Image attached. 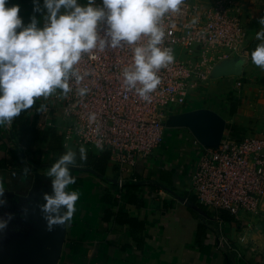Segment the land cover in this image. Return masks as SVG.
I'll return each mask as SVG.
<instances>
[{"label": "crops", "instance_id": "1", "mask_svg": "<svg viewBox=\"0 0 264 264\" xmlns=\"http://www.w3.org/2000/svg\"><path fill=\"white\" fill-rule=\"evenodd\" d=\"M236 1L247 28L246 52L220 62L215 75L173 113L209 109L224 123L222 138L234 139L264 128V68L250 58L259 42L255 33L259 17L264 16V0ZM12 4L20 6L25 24L33 15L38 26L45 23L43 0L35 12L33 0H8ZM40 103L50 105L53 126H39ZM66 122L60 104L41 98L23 115V123L36 129L35 135H23L15 118L10 125L0 126V177L8 201L0 214H15L0 235V264H29L38 234L50 232L39 205L44 203L43 193L52 191L46 171L66 150ZM53 144L55 153L49 148ZM85 147L87 159L73 168L77 179L70 186L79 191L80 199L71 222L64 225L56 264H264L263 247L245 246L236 254L218 244L221 236L235 242L241 219L197 202L190 178L201 144L186 126H166L162 143L136 161L122 188L116 183V166L108 151ZM102 153L108 156L103 167Z\"/></svg>", "mask_w": 264, "mask_h": 264}, {"label": "built area", "instance_id": "2", "mask_svg": "<svg viewBox=\"0 0 264 264\" xmlns=\"http://www.w3.org/2000/svg\"><path fill=\"white\" fill-rule=\"evenodd\" d=\"M197 15L199 22L190 25ZM164 23L165 45L173 49L175 59L160 70L161 83L150 102L122 84L121 68L132 55L127 47L81 61V70L92 73L84 81L91 89L85 97L69 93L67 99L49 98L65 112V145L97 148L96 140L101 139L116 166L120 188L136 161L162 143L166 118L215 75L220 62L246 52L247 28L236 0H185L182 11L170 14ZM47 105L48 111H39L40 127L54 125ZM89 112L97 113L96 124H89ZM190 185L199 204L236 219L264 211V128L238 139L222 138L216 146L201 144Z\"/></svg>", "mask_w": 264, "mask_h": 264}, {"label": "clouds", "instance_id": "3", "mask_svg": "<svg viewBox=\"0 0 264 264\" xmlns=\"http://www.w3.org/2000/svg\"><path fill=\"white\" fill-rule=\"evenodd\" d=\"M185 0H43L45 23L38 26L33 15L24 23L18 4L0 0V126L10 125L23 110L37 100L53 95L67 99L69 93L85 97L90 87L84 83L92 73L82 71L81 61L95 60L97 52L129 48L131 59L121 68L122 84L141 100L150 102L161 83L160 70L174 62V52L165 45L168 35L165 18L182 11ZM34 12L39 0H33ZM199 22L193 16L190 25ZM255 33L259 41L250 52L253 64L264 68V16L258 19ZM38 111H48L40 103ZM89 124H96L97 113L89 112ZM99 133V126L96 127ZM103 150L104 143L96 140ZM66 150L51 163L46 175L51 178V193H43L39 205L47 231L70 223L77 210L80 193L70 186L79 162L87 159V148L65 146ZM5 183L0 177V208L7 204ZM25 213H21L23 217ZM15 214H0V235L4 234Z\"/></svg>", "mask_w": 264, "mask_h": 264}, {"label": "water", "instance_id": "4", "mask_svg": "<svg viewBox=\"0 0 264 264\" xmlns=\"http://www.w3.org/2000/svg\"><path fill=\"white\" fill-rule=\"evenodd\" d=\"M166 126H186L196 140L203 145L216 146L223 136L224 123L209 109L170 114ZM64 225H58L52 232L39 233L31 246L29 264H56L63 241Z\"/></svg>", "mask_w": 264, "mask_h": 264}, {"label": "rangeland", "instance_id": "5", "mask_svg": "<svg viewBox=\"0 0 264 264\" xmlns=\"http://www.w3.org/2000/svg\"><path fill=\"white\" fill-rule=\"evenodd\" d=\"M244 216H239L241 221L237 223L240 225V234L237 236L235 242L224 236L219 237L218 244L224 250L229 252L233 250L236 254H241V250L245 249V246L248 248H258V250L260 247L264 248V211H258L254 214L245 213Z\"/></svg>", "mask_w": 264, "mask_h": 264}, {"label": "trees", "instance_id": "6", "mask_svg": "<svg viewBox=\"0 0 264 264\" xmlns=\"http://www.w3.org/2000/svg\"><path fill=\"white\" fill-rule=\"evenodd\" d=\"M26 110H23L21 113H20V115H18L17 117H15V125H19L20 126V128H21V131L23 132V135H30L31 137L33 136V135H35L36 134V129H34L33 127H26L25 126V124L23 123V115H24V112H25ZM231 111H233L232 109H231ZM47 132L50 134H54V132L52 131V130H47ZM22 140L23 141H25L24 140V137H22ZM49 148L51 149V151L53 152V153H55L56 152V147H55V145L53 144V145H50L49 146ZM102 155V158H103V163H102V167L103 166H105V163H106V160H107V158H108V156H106V154H104V153H102L101 154ZM97 168H98V170L100 171V173L102 172V170H101V167H100V165H97ZM191 199L192 200H194L195 198L194 197H191ZM229 259V257L226 255V261H227V263H228V260Z\"/></svg>", "mask_w": 264, "mask_h": 264}]
</instances>
